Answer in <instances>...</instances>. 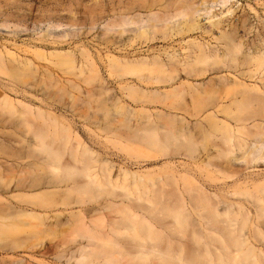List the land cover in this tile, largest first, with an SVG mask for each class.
<instances>
[{"label":"bare ground","instance_id":"1","mask_svg":"<svg viewBox=\"0 0 264 264\" xmlns=\"http://www.w3.org/2000/svg\"><path fill=\"white\" fill-rule=\"evenodd\" d=\"M161 2H153L147 19L121 16L118 21L107 24L104 43L109 50L127 51L126 55H130V48L135 49L138 42L154 43L161 39L159 36L168 39L173 33L172 38L188 39L183 47L185 53L178 59L173 56L169 61L148 57L129 59L128 56L119 59L110 52L105 57L93 58L89 50L80 48L83 65L76 66V58L71 52L53 54L57 65H75L79 71L77 75L91 71L94 75L91 80H103L100 64L106 63L110 75L122 80L123 89L132 100L153 103L147 94L151 93L158 97L159 103L183 110L197 120V125H184V120L179 121L178 115L161 112L162 126L145 128L140 131L141 135L135 137L143 149L144 154H140L149 159L166 160L158 173L141 175L121 169L113 176L110 164L92 159L87 150L80 148V137L74 128L50 108L32 109L23 102L17 105L6 97L0 102V122L8 124L15 114H19L28 133L33 136L35 152L46 155V161L56 172V180L70 183L84 179L73 188L78 195V204L92 203L104 197L123 198L118 222L121 229L116 236L128 241L125 245L135 250L141 263L157 258L162 264H264V181L244 188L242 184L237 185L231 194L217 188L215 193H211L194 176L179 174L176 165L170 161L175 156L196 159L198 155L205 154L206 166L215 170L209 173L212 181L219 180L220 176L235 179L244 170L264 164L263 40L259 35L257 41L245 44L239 40L237 32L221 30L220 37L213 38L221 43L218 46L192 38L193 34L202 31V16L211 21L215 30L219 29V21L212 20L215 17L213 10L226 7L230 0ZM210 32L204 33L210 35ZM128 33H132L129 42L123 44L119 38ZM36 55L42 61L50 60L42 53ZM17 61L15 56L7 60L0 53V74L11 76L12 71L24 73L27 69L35 73L31 62H19L17 70L12 68L11 65ZM234 70L235 74L232 73ZM224 72L228 74L195 83L198 78ZM176 73L183 75L186 83L173 88L171 82H177ZM131 77L134 81L127 82ZM137 82L146 87L139 86ZM161 84L169 85L171 90L162 92L159 87L156 89L155 85ZM170 98L172 102L166 104ZM28 113L35 118L28 119ZM126 120L130 122L131 119L126 117ZM175 124L178 125L176 130L173 129ZM72 140L76 144L71 148L68 145ZM58 141L61 142L59 148L55 147ZM67 152L82 169L74 172L69 169L70 164L63 163L62 158ZM229 195L243 201L233 205L223 200ZM47 203V198L37 200L40 206ZM246 203L256 209L255 220ZM222 205L227 207L221 210ZM136 209L144 210L147 215ZM163 217H170L172 222L163 221ZM195 217H198V223ZM77 218L75 216V220ZM8 230L11 232L12 228L8 227ZM3 235L8 236V233L4 231ZM80 236L86 237L90 244L94 241L86 235ZM186 239L198 248L190 261L184 258ZM163 241L168 243L165 250L161 248ZM94 247L95 254L93 252L88 259L103 256V244L95 242Z\"/></svg>","mask_w":264,"mask_h":264},{"label":"rangeland","instance_id":"2","mask_svg":"<svg viewBox=\"0 0 264 264\" xmlns=\"http://www.w3.org/2000/svg\"><path fill=\"white\" fill-rule=\"evenodd\" d=\"M161 1L0 0L2 57L9 60L15 56L18 61L11 65L14 69L19 62H31L35 67V73L29 69L24 73L16 69L17 72L12 71L11 76L0 74V102L8 97L17 105L23 102L32 109L50 108L74 128L80 137V148L87 150L92 159L110 164L113 176L119 174L121 169L141 175L158 173L166 160L146 158L135 137L141 135L140 131L145 128L162 126L161 112L178 115V120H184V125H197V120L183 110L171 109L159 103L158 97L151 93L147 94L153 103L132 100L124 91L122 80L110 75L106 63L100 64L103 80H91L94 77L91 71L77 75L79 71L75 65L59 66L53 54L71 52L76 58V66L83 65L80 48L89 50L93 58L105 57L110 52L119 59L127 56L129 59L148 57L160 61H169L170 56L178 59L185 53L183 47L188 39L172 38V32L168 39L159 36L161 39L154 43L138 42L135 49L130 48V55H126L127 51L109 50L104 43L107 24L118 21L121 16L147 19L153 2L157 4ZM212 14L215 15L212 20L220 23L219 29L215 30L211 21L202 16V31L193 34V39L218 46L219 42L213 38L220 37L221 30L237 32V37L245 44L257 41L260 35L264 43V0H230L226 7H216ZM206 31H211V34L206 35ZM131 35L128 33L119 40L126 44ZM111 36L118 38L115 33H111ZM37 53L46 55L50 60L38 59ZM232 73L235 74V70ZM227 74L207 75L198 78L199 81L195 83ZM174 76L177 82H171L173 88L186 83L183 75L176 73ZM133 81L132 77L127 78V82ZM138 85L146 87L144 84ZM155 86L162 92L171 90L169 85ZM145 91L148 92L147 89ZM171 102L170 98L166 104ZM19 117V114H15L11 122L5 125L0 122V264H162L157 258L141 263L136 258L135 250L125 245L128 241L116 236L121 229L118 222L123 198L104 197L85 204L76 202L78 195L73 188L84 179L70 183L57 181L56 172L46 161V155L35 152L33 136L28 133L23 118ZM126 117H130V122ZM27 118H35V115L28 113ZM177 128L175 124L173 129ZM196 129L200 130L199 127ZM75 144L72 140L68 147L72 148ZM60 145L58 141L55 147L59 148ZM206 160L205 154H201L196 159L175 156L170 161L176 165L179 174L194 176L211 193H215L217 188L231 194L237 185L242 184L244 188L245 185L264 181V164L244 170L235 179L220 176L219 180L212 181L209 173L214 169L206 166ZM62 161L65 165H71V171L82 169L69 152L64 154ZM41 198L48 199L45 206L37 204ZM186 198L190 205V199L188 196ZM223 200L233 205L243 201L231 195ZM246 206L255 220L256 209L248 203ZM226 207L222 205L221 210ZM143 208L148 209L145 205ZM136 211L146 214L142 209ZM28 213L35 215L29 216ZM75 216H78L77 220ZM161 219L172 222L170 217ZM195 219L198 223V217ZM85 224H88L87 227ZM8 227L12 228L11 232ZM4 231L8 236L3 235ZM80 234L94 241L90 244ZM95 242L103 244L104 254L88 259L93 252L95 254ZM184 242V258L190 261L198 248L190 239ZM174 246L178 247L175 242ZM167 247L168 243L163 241L161 248L165 250Z\"/></svg>","mask_w":264,"mask_h":264}]
</instances>
